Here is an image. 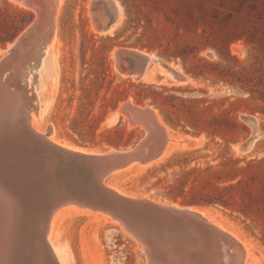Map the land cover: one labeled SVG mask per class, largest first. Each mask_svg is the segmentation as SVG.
I'll return each mask as SVG.
<instances>
[{"label": "rangeland", "instance_id": "1", "mask_svg": "<svg viewBox=\"0 0 264 264\" xmlns=\"http://www.w3.org/2000/svg\"><path fill=\"white\" fill-rule=\"evenodd\" d=\"M116 1L120 5L121 14L119 25L112 34L96 29L92 14L93 0L62 1L56 21V46L54 44L51 49L48 46V55L45 53L42 58L44 63L45 58L47 62L51 59L59 70L55 80L44 76L43 68L38 74L42 88L37 92L42 108L40 115L33 119L36 128L47 133L49 126H52L51 137L54 139L91 151L131 147L144 136L145 130L142 125H132L128 116L122 113H119L114 124L108 125V116L119 105L114 110L108 109L93 135L90 129L94 124L92 115L86 119L87 125L84 127L80 123L76 125L74 118L79 122L84 119V102L95 98L97 93L101 97L105 93L109 96L118 85L130 87L131 83L142 82L172 88L169 92L187 99L188 105L199 116H218L225 120L235 118L247 125L249 132L237 135L238 141L227 143L225 138L233 135L235 130L228 128L232 125L224 123L226 131H221L212 140L205 132L196 134L192 129L187 132L182 127L175 128L155 105L136 103L155 107L160 119L168 125L177 140L170 153L156 163L119 170L124 173L110 174L106 179L109 185L129 194L146 195L154 200L171 203L173 201L161 196V193L182 166L172 161L165 171L161 168L174 153L196 150L186 165L188 168L194 165H219L222 161L220 155L228 150L235 157L246 161L264 158V0ZM17 7L32 11L34 19L38 16L34 8L24 6L20 0H0V8L3 10L0 13L2 37L12 31L16 14L14 8ZM19 35L5 44L0 43V59L3 50L6 51ZM186 46L195 49V54L190 52L187 58L183 57L181 51ZM120 47L152 52L164 64L189 78L184 82L173 81L169 77L144 81L123 75L115 66L113 55L114 50ZM198 58H204L210 63L206 67L210 72L207 78L193 77L185 69ZM36 66L40 68L38 57ZM161 69L160 76L165 74V69ZM43 83L46 85L44 89ZM131 88V93H134L135 87ZM48 98L51 102L46 108L45 101ZM129 100L135 104L132 97ZM100 109L98 101L95 113ZM172 115L176 118L182 112ZM246 117H253L257 121L256 138L249 150L241 148V144L254 132ZM117 125L125 128L123 138L116 133L108 135ZM116 143L120 145L115 146ZM199 207L209 208L212 216L220 220L225 228L236 231L238 236L250 244L251 260L256 264H264V235L258 230L254 234L249 232V221H245L240 213L220 205ZM64 208L77 209V206ZM75 209H67L59 216L53 236L69 264L146 263L144 250L120 224L108 215Z\"/></svg>", "mask_w": 264, "mask_h": 264}, {"label": "water", "instance_id": "2", "mask_svg": "<svg viewBox=\"0 0 264 264\" xmlns=\"http://www.w3.org/2000/svg\"><path fill=\"white\" fill-rule=\"evenodd\" d=\"M91 4L98 31L108 33L118 19L116 12L108 0H94ZM52 21L51 5L47 4L20 34V41L36 38ZM39 47L40 41L27 59H13V51L0 59V242L9 241L8 248L0 247V264H60L47 234L52 214L64 205L104 213L121 226L125 224L127 231L136 233L133 235L137 241L145 243L149 251L143 249L145 264L149 257L154 264H245V248L237 236L200 211L175 207L167 201L158 204L146 195L119 193L103 183L106 173L152 163L165 152L170 129L164 121L166 126L152 121L155 107L124 104L128 115L151 123V129L150 133L144 129V136L133 146L113 148L116 150H73L51 141V131L41 134L29 126V111L22 103L25 90L22 93L16 84L13 63L19 62L21 68L36 63ZM148 52L122 47L115 56V66L120 73L125 70L142 80L154 67ZM161 68L170 66L163 63ZM175 76L183 82L182 75ZM116 110L108 116V125L118 120ZM246 120L254 132L241 148L249 150L256 138L257 121L253 117ZM142 154L147 159L139 157Z\"/></svg>", "mask_w": 264, "mask_h": 264}, {"label": "trees", "instance_id": "3", "mask_svg": "<svg viewBox=\"0 0 264 264\" xmlns=\"http://www.w3.org/2000/svg\"><path fill=\"white\" fill-rule=\"evenodd\" d=\"M16 14L13 19V29L11 32L2 37L0 35V43L5 44L7 41L13 40L19 35L34 19V13L24 8H14ZM0 8V13H2ZM1 15V14H0ZM20 17V18H18ZM195 54V49L186 46L181 51L183 57L187 58L189 53ZM174 55L173 53L171 54ZM187 56V57H186ZM209 61L204 58H198L191 66L185 67L186 71L193 77L207 78L210 72L206 69ZM101 83L100 85H103ZM108 85V89H110ZM135 91L132 92V88ZM173 90L167 86H158L155 84L146 83H131L130 87L116 86L113 92L108 96L105 93L102 97L97 93L95 98H85L86 113L84 119L77 120L74 118V123L86 126V119L92 115L94 124L90 126L92 135L99 128L100 123L104 120L108 109H116L122 102L133 98L137 104L149 103L159 107L165 119L175 128L182 127L187 132L190 129L194 130L196 134L205 132L209 138L214 140V137L221 131L225 132L227 127L224 123L230 124L235 130L233 135L226 137L227 143L238 141L237 135H246L249 128L244 123L239 122L235 118H219L207 117L203 114L199 116L188 105V100L169 91ZM100 101V111L95 113L96 104ZM191 101V100H190ZM118 109V108H117ZM181 116L173 117V113H180ZM119 123L118 125H120ZM117 127L114 131L109 132L108 135L116 133L123 138L125 128ZM225 137V135H224ZM119 146L120 144H114ZM196 152L193 151H179L174 153L167 163L162 165L161 170H166L167 166L172 161L181 165L180 169L173 174L170 183L163 187L161 196L180 205L191 206H209L220 205L224 208L230 209L240 213L247 223V230L251 233L260 231L264 235V158L245 160L240 157H235L229 150L220 155L222 161L219 165H207L201 167L194 165L188 166L190 157ZM173 165V164H172ZM171 165V166H172Z\"/></svg>", "mask_w": 264, "mask_h": 264}, {"label": "bare ground", "instance_id": "4", "mask_svg": "<svg viewBox=\"0 0 264 264\" xmlns=\"http://www.w3.org/2000/svg\"><path fill=\"white\" fill-rule=\"evenodd\" d=\"M62 1L63 0H51V1L50 0H20V3L23 4L24 6H27V7L31 6L32 8H34L37 11V13H38V17L43 13L44 9L47 7V4H49V6L51 5V11L53 12V21H52L51 24H49V26L48 25H47V27L45 26L46 27L45 31H43L42 34H38L36 36V38H33V39H30L29 38L26 41L25 40L20 41V37H22V35L26 32V31H24L22 33V35H20L18 37V39H16L15 42H13L12 44L9 45V48H7L6 51L3 50V56L7 52H9V51H13V59L19 61L23 57H24V59H27L29 57V55L34 51V47H36L37 44H39V41H40V47H39L40 50H39V54L37 55L38 60H40V68H37L36 63H33L29 67H26L25 68V66H24V67L21 68V67H19L20 66L18 64L19 62L18 63H15L14 62L13 63L14 66L13 67H15V71L14 72H16V74H17L16 84H18V87L20 88V91L21 92H22V90L23 91L25 90L24 91V94L25 95H22V101H23L22 103L28 108V111H29V113H28L29 126L32 129H34L35 131L40 132L41 134H46V133H44L42 131H39L36 128V126H35V124L33 122V119L35 117H38L40 115V112H41L40 110L42 108L41 107V104H40V100L38 98V92H37L40 88H42L41 87L42 82L40 83V81L38 79V74L40 72V69L43 68L42 69V72H43L42 74L44 76L46 75V76H49L51 78H54V77H56L55 75L57 74V70H59V68L56 66L55 63H53V61L51 59L47 62V60L45 58V63H44V59H42V58H43V55L45 53H46V55H48V50H46L48 46H49L50 49L52 47L54 48V44L56 46V38H55V36H56V23H57L56 21H57V16H58L57 14H58V12L60 10V6H61ZM108 2L110 3L111 7L113 8V10L116 12V14L118 16V19L115 22V24L111 27V29H109V34H112L113 32H115V30L117 29V27L119 25V22L120 21H118V20L120 18V14H121V8H120V5H119L118 1H116V0H108ZM92 6H93V4H92ZM92 14H93V21L95 22L96 29L98 30V24H97V21L95 20V11L92 10ZM44 37H45V40L44 41L43 40H40V39H43ZM41 41H43V42H41ZM120 49L122 50V47L117 48L116 50H114V53H113L114 57L119 54L118 52L120 51ZM128 49L131 50V48H128ZM135 50H138V49H135ZM138 51H140V50H138ZM144 52L147 53L148 51H144ZM148 53H149V55L151 57V61L154 62V67H153V70H150L149 72H147L145 74V76L142 78L144 81H155V80H158L160 77H163V76L164 77L172 78L173 81H177L178 80L176 78V76H175V73H179V72L176 71L171 66H170V68L165 69V74L163 76H160L159 71H160V69L162 67V64H163L162 61L160 60V58L157 55L153 54L152 52H148ZM37 57H36V59H37ZM156 59H159V61L156 60ZM2 73L4 74L5 72L3 71ZM122 73H123V75H126V76L128 75V72L125 71V70H123ZM179 74L183 76L182 77L183 78V82L186 81V80H188L189 77H186V76H184L181 73H179ZM6 75L7 74H4V77ZM54 80H55V78H54ZM45 86H46L45 83H43V89H44ZM31 91H33L32 94H30ZM42 91H44V90H42ZM45 102H46V104H45L46 106L45 107L47 108L50 105L51 99L48 98L47 101H45ZM130 103L131 104H134L131 100H128V101L120 104L119 105L120 107L116 110V112L118 114L119 113H122L125 116H128V118H129V120H130V122H131L132 125H135V124L142 125L144 127V129H146L147 133H150V129H151L150 128V125H151V123H149V122L144 123V122H141L138 119H134V117H131L130 115H128L124 111V107H123L124 104H130ZM28 105L30 106V108H29ZM134 105H137V104H134ZM137 106L141 107L140 105H137ZM150 107L153 108L152 106H150ZM154 113H155L156 117L154 116ZM154 113H152V121L154 120L153 122H155V123L158 122V124L160 126H165V124L162 122V120L160 119V117L157 114V112H156L155 109H154ZM42 115H43V113H42ZM48 131H51V135H52L53 134V127L52 126H49ZM50 139H51V141H53V142H55V143H57V144H59L61 146H64V147H67V148H70V149H73V150H81V149H83V148L78 147V146H74V145H70V144L64 143L63 141L61 142V141L57 140L56 138L54 139L51 136H50ZM174 139L175 138L173 137V135L169 131V143H168V146H167L165 152L161 155V157L159 159H157L158 161L161 160L165 155H167V153L168 154L170 153V151L173 148L172 145L174 144V141H175ZM85 150H87V149H85ZM113 150H116V149H113ZM139 157H141L143 159H147L145 154L139 155ZM145 163H146L145 166H148L150 164V163L147 164V162H145ZM130 166L131 167L127 166V167H129L128 170H130L131 168H134L136 166L145 167L144 165H141V164L134 165V166L130 165ZM122 169L123 168L115 170V171H118V172L112 171L109 174L106 173L105 175H103L102 181H103V183L106 186H108V187L116 190L119 193H123V194H126V195H133V194H129V193L123 192V191L119 190V188H117V187H115L113 185H109L106 182V179H107V177L110 174L113 175L115 173H124L125 171H119V170H122ZM145 197L148 198V199H150V200H152V201H154V202H156V203H158V204L165 203V202H162V201L154 200V199H152V198H150L148 196H145ZM168 204L173 205L175 207H181V208L189 207L191 209L200 211L201 213H203L205 216H207L211 221H213L219 227L231 231L233 234H235L237 236V238L239 239V241L242 243V245L245 248V264H256V263H254L251 260V255L252 254H251L250 244L246 240H244L243 238H241L240 236H238L237 233H235L236 231L230 230L228 228H225L223 226V223L220 220H218L217 218H215V217L212 216L213 214H211L209 208L199 207V206L196 207V206H191V205L183 206V205H180V204L175 203V202H171V203H168ZM64 206H73V205H64ZM64 206H61L63 208L58 207L54 211V213L52 214L51 221H50V227H49V231H48V234H47V239H48V242L50 243V245L52 247V250L55 253L57 259L59 260L60 264H69L67 262L65 256L63 255L62 250H60L61 248L59 247L58 244H56L54 242V238H53V236L55 234L54 232H55V228H56L55 227L56 226V222H57L59 216L64 211H67V209L68 210L75 209V208H64ZM73 207H76V206L74 205ZM75 210L80 211V212L88 211V213H90V212L100 213V212L92 211V210H89V209H81L79 207H77V209H75ZM101 214H104V213H101ZM112 220H114V219H112ZM123 225L125 226V228H128L125 224H123ZM124 226H121V228L127 234L131 235L137 241L136 237L134 236L136 233L133 230H131V232L134 235L131 234L129 231H127L124 228ZM137 242L142 247V249H145L147 251V253L149 252L147 250V247H146V245H145V243L143 241H141L139 239V241H137ZM0 243H3L4 244V247H2V244L0 245V247L2 249L3 248L6 249L9 246V241L8 240L4 241V239H3ZM148 264H154V261H153V259H151V257H149Z\"/></svg>", "mask_w": 264, "mask_h": 264}]
</instances>
